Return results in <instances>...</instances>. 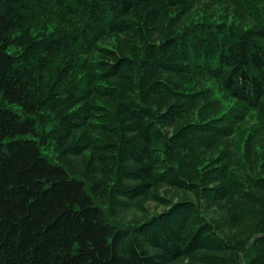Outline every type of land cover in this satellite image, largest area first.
I'll return each instance as SVG.
<instances>
[{
    "label": "trees",
    "instance_id": "obj_1",
    "mask_svg": "<svg viewBox=\"0 0 264 264\" xmlns=\"http://www.w3.org/2000/svg\"><path fill=\"white\" fill-rule=\"evenodd\" d=\"M0 264H264V0H0Z\"/></svg>",
    "mask_w": 264,
    "mask_h": 264
},
{
    "label": "water",
    "instance_id": "obj_2",
    "mask_svg": "<svg viewBox=\"0 0 264 264\" xmlns=\"http://www.w3.org/2000/svg\"><path fill=\"white\" fill-rule=\"evenodd\" d=\"M251 242L248 244V246L245 248V250L250 246ZM240 256H243V253L240 254Z\"/></svg>",
    "mask_w": 264,
    "mask_h": 264
},
{
    "label": "rangeland",
    "instance_id": "obj_3",
    "mask_svg": "<svg viewBox=\"0 0 264 264\" xmlns=\"http://www.w3.org/2000/svg\"><path fill=\"white\" fill-rule=\"evenodd\" d=\"M159 210H160V209H159ZM159 210H158V211H159Z\"/></svg>",
    "mask_w": 264,
    "mask_h": 264
}]
</instances>
